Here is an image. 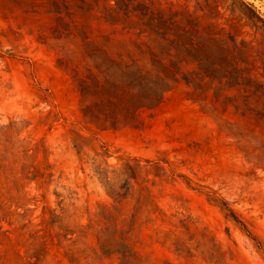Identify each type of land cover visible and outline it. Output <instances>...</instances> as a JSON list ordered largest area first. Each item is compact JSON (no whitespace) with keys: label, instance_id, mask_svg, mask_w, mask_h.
<instances>
[{"label":"rangeland","instance_id":"374dc122","mask_svg":"<svg viewBox=\"0 0 264 264\" xmlns=\"http://www.w3.org/2000/svg\"><path fill=\"white\" fill-rule=\"evenodd\" d=\"M38 236L264 264V0H0V264Z\"/></svg>","mask_w":264,"mask_h":264},{"label":"trees","instance_id":"16d2710c","mask_svg":"<svg viewBox=\"0 0 264 264\" xmlns=\"http://www.w3.org/2000/svg\"><path fill=\"white\" fill-rule=\"evenodd\" d=\"M248 13L252 18L260 19L258 17L257 13L248 7ZM74 231H69L67 229H64V232L62 235H59L62 237L63 240H69L66 236L67 234H73ZM40 238V241L37 246L32 247L25 253L23 256H19V259L21 262L19 264H44V258L48 255L49 250L47 248V243L43 236H38ZM76 241V240H73Z\"/></svg>","mask_w":264,"mask_h":264}]
</instances>
